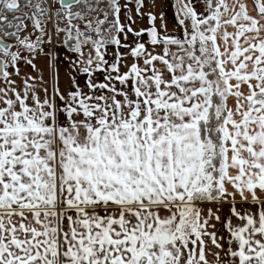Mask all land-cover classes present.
I'll return each mask as SVG.
<instances>
[{
	"label": "snow or ice",
	"instance_id": "snow-or-ice-1",
	"mask_svg": "<svg viewBox=\"0 0 264 264\" xmlns=\"http://www.w3.org/2000/svg\"><path fill=\"white\" fill-rule=\"evenodd\" d=\"M0 264H264V0H0Z\"/></svg>",
	"mask_w": 264,
	"mask_h": 264
},
{
	"label": "crops",
	"instance_id": "crops-1",
	"mask_svg": "<svg viewBox=\"0 0 264 264\" xmlns=\"http://www.w3.org/2000/svg\"><path fill=\"white\" fill-rule=\"evenodd\" d=\"M164 11L167 12L168 19L171 22V19H172V9L168 8L167 5H165L164 6ZM145 23H146V21L145 22H141L140 23V26H144ZM63 55H64V53L61 52V56H63Z\"/></svg>",
	"mask_w": 264,
	"mask_h": 264
}]
</instances>
